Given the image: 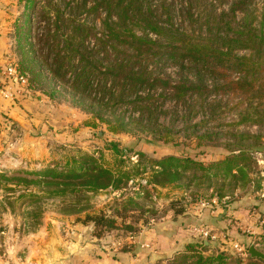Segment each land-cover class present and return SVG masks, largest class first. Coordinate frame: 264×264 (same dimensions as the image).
Wrapping results in <instances>:
<instances>
[{"label": "rangeland", "instance_id": "1", "mask_svg": "<svg viewBox=\"0 0 264 264\" xmlns=\"http://www.w3.org/2000/svg\"><path fill=\"white\" fill-rule=\"evenodd\" d=\"M83 1L53 0L65 16H73L101 32L107 13L103 9H90L96 0H86L84 7ZM143 3L150 4L156 18L165 25L169 24L163 6L169 7L173 28L195 33L193 39L197 42L214 40V44L227 46L231 43L227 37H236L237 30L264 34V0H192V21L186 16V0ZM50 8L48 0H37L33 8L27 0H0V76H7V69L18 60L17 28L29 18L30 39L37 48V34L45 32L54 19ZM237 43L232 52L250 57L248 63L256 60L257 65L252 67L254 74L247 73L245 66H212L214 72L205 74L202 87L188 91L183 98L173 97L168 85L165 89L158 86L152 90L158 98L152 117L145 114L141 119L137 110L124 104L132 97L115 103L110 113L113 117L109 113L107 117L122 115L128 122L135 121L129 132L107 129L88 108L75 103L61 84H57L59 88L53 98L36 87L17 100L26 81L15 89L0 78V264H93L97 257H111L114 248L115 254L130 250L135 245L129 243L130 236H138L143 227L171 214L170 219L175 221L172 203L185 208L186 214L181 217L188 216L193 207L201 208L207 221L213 216L211 210L216 214L224 208L223 215H216L223 216L225 225L214 227V232L224 238H218L204 254L223 251L232 257L228 260L230 264L235 260L248 264L250 245L264 252V49L256 53L255 42ZM163 60L150 63L149 68L167 77L171 85L185 75L194 76L193 66L185 64L180 68ZM42 72L49 78L46 69ZM244 112L251 113L249 119L242 120ZM111 142L127 150L121 160L128 170L140 161L135 152L155 159L165 155L190 157L203 164L222 160L231 153L242 152L249 159L240 163L245 177L237 176L231 181L220 176L211 179L209 186L200 172L189 171L176 184L153 187L143 182L146 192L135 195L140 188L137 182L147 180L150 175L147 168L146 173L120 189L37 197L53 185L34 183L38 177L30 172L63 166L79 152L96 157L102 154V164L117 168L119 157L108 148ZM21 178L33 182L25 190L12 185ZM219 192L224 194L221 201L217 197ZM201 200L205 201L204 206ZM233 210L245 214L252 224L231 217ZM99 213L114 216L116 227L103 229L97 236L99 228L93 231L92 222L83 219L85 215ZM210 222L217 223L213 219ZM231 224L233 233L222 229L224 226L229 229ZM108 236L114 239L108 242ZM257 264H264V260Z\"/></svg>", "mask_w": 264, "mask_h": 264}, {"label": "trees", "instance_id": "2", "mask_svg": "<svg viewBox=\"0 0 264 264\" xmlns=\"http://www.w3.org/2000/svg\"><path fill=\"white\" fill-rule=\"evenodd\" d=\"M36 1L27 0L29 7H35ZM143 1L96 0L90 9H103L107 13L102 31L96 32L93 27L77 18L65 16L53 0H48L54 19L45 32L37 34L38 47L31 42L28 18L17 28L18 60L15 63V72L9 76L1 75L0 78L15 89L20 88L21 78H25L27 85H21V94L17 100L28 96L36 87L53 98L57 91L56 84H61L71 93L75 103L88 108L95 120L105 123L110 131L121 133L129 132L130 124L135 121L128 122L122 115L109 119L107 113L113 117L110 114L111 108L115 103H122L128 97L133 99L124 101V104L131 105L142 119L145 114L155 116L156 110L153 107L158 98L152 90L158 86L165 89L168 85L172 89L173 97L183 98L188 91L202 87L205 74L214 72L211 70L212 66L225 65L237 68L245 66L247 73L254 74L252 67L257 65L256 60L255 63H248L250 57L238 56L232 52V47L237 42L242 45L245 42H255L257 47L254 50L258 53L264 49L263 33L237 30L235 33L239 34H236V37H227L231 42L227 46L214 44V40H211V43L206 39L197 42L193 39L195 33L181 32L173 28L169 7L163 6L167 17L165 21L169 24L165 25L156 18L157 14L150 4L145 5ZM186 1L188 4L186 16L192 21V0ZM81 4L83 7L86 6V0ZM47 15L50 20L49 12ZM162 59L163 62L178 64L180 68H184L185 64L193 66L194 76L190 78L185 75L171 85L167 77H162L159 72L149 68L150 63L157 64ZM43 69L49 73V78L46 79L43 75ZM47 83H51L49 88H46ZM142 91L145 93H140ZM250 114L244 112L242 120L249 119ZM154 118L157 120V115ZM108 148L119 157L117 168L102 164L100 159L102 154L96 157L93 154L79 152L78 155L66 160L63 166H48L30 172L38 177L34 183L53 185L52 189L44 190L43 196L37 197L54 198L63 197L67 193L120 189L134 177L146 173L147 168L150 169V175L147 180L140 177L142 179L137 182L140 188L135 195L146 192L143 182L153 187L176 184L189 171L200 172V177H204L209 186L211 179L220 176L231 181L237 176L245 177L240 163L249 159L242 152L231 153L222 160L203 164L190 157L165 155L155 159L147 157L142 152H135L140 161L128 170L123 166L124 160H121L127 150L120 149L114 142L109 143ZM30 182L33 180L22 179L12 185L25 190ZM34 195L36 194L33 193ZM218 195L221 201L220 197L224 194L219 192ZM171 205L174 206L171 208L175 216L185 214L186 210L181 204ZM217 211L219 215H223L224 208ZM222 217L220 216V219ZM87 220L92 222L93 231L99 228L97 236H100L103 229L109 231L116 227L114 216L102 213L85 215L83 221ZM209 248L203 241L188 242L168 264H230L228 260L232 257L223 251L204 254ZM259 261V258L249 256L248 264H257ZM233 264L242 263L235 260Z\"/></svg>", "mask_w": 264, "mask_h": 264}, {"label": "crops", "instance_id": "3", "mask_svg": "<svg viewBox=\"0 0 264 264\" xmlns=\"http://www.w3.org/2000/svg\"><path fill=\"white\" fill-rule=\"evenodd\" d=\"M200 210L202 209L193 207L188 216L181 217L180 215H176L174 221L170 219L172 216L171 214L167 219L163 218L161 221H158L153 225H148L150 227H143V230H141V233H139L138 236H130L131 241L129 243L135 244L132 247L129 246L131 247L130 250L123 252L120 251L115 254L113 253L115 252L114 248L111 257H108V255H104L101 258L97 257L93 261V264H168L169 260H171L175 254L181 252L188 242L197 241L195 238L196 235H194L191 230L194 225L202 223L214 232V227L217 229L218 226L224 222L217 216L219 215L217 211L216 215L214 214L215 212L211 210L210 212L213 216L209 217L210 219L207 221V218L205 219L206 216L203 214V210ZM231 213L234 215L231 217L236 219L239 218L244 224H252L251 220L245 217V214H242L239 210H233ZM214 216L215 218H213ZM212 219L217 221V223L210 222ZM222 229H226L227 232H234L232 224L229 229H227L226 226ZM217 235L218 238H221V233H217ZM234 235L238 238L237 234ZM218 238L214 241H209L206 245H213V243L217 242ZM113 239L114 238H111V236H108V242ZM201 241L205 243L206 240ZM112 243L114 244V242ZM142 243L150 244V248L142 247ZM154 253L159 256L155 260H151V256ZM29 259H31V257H29Z\"/></svg>", "mask_w": 264, "mask_h": 264}, {"label": "built area", "instance_id": "4", "mask_svg": "<svg viewBox=\"0 0 264 264\" xmlns=\"http://www.w3.org/2000/svg\"><path fill=\"white\" fill-rule=\"evenodd\" d=\"M15 72V66H11L7 69L6 71V75L9 76L11 74H13ZM22 82L26 81L25 78H21ZM56 88H59V86L56 84ZM201 206L205 205V201H200ZM249 229V228H248ZM192 232L194 235H196V237H199L201 240H206V241H214L218 238L217 233L213 232L210 228H208L206 225L204 224H197L194 225L191 228ZM224 238V236H223ZM142 247L145 248H150V244L148 243H142L141 245Z\"/></svg>", "mask_w": 264, "mask_h": 264}, {"label": "water", "instance_id": "5", "mask_svg": "<svg viewBox=\"0 0 264 264\" xmlns=\"http://www.w3.org/2000/svg\"><path fill=\"white\" fill-rule=\"evenodd\" d=\"M208 241H205V244H207ZM248 252L250 254V257L252 258H259V259H263L264 260V252L258 250L255 248L254 245H250L248 248ZM159 255L158 254H152L151 256V260H155Z\"/></svg>", "mask_w": 264, "mask_h": 264}]
</instances>
